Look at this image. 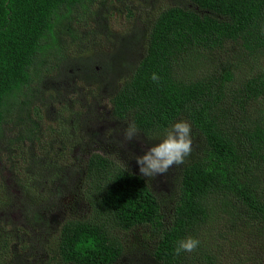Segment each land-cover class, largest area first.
<instances>
[{
  "label": "trees",
  "instance_id": "trees-1",
  "mask_svg": "<svg viewBox=\"0 0 264 264\" xmlns=\"http://www.w3.org/2000/svg\"><path fill=\"white\" fill-rule=\"evenodd\" d=\"M106 1L0 0V140L15 129L12 144L36 137L42 114H52L49 99L76 79L94 97L107 93L111 116L134 124L143 140L188 122L199 149L180 171L168 225L145 178L92 153L82 169L89 215L62 223L56 253L61 264H124L120 233L148 227L157 237L150 253L156 264H217L211 240L222 245L239 227H264V121L256 116L264 72L238 83L235 61L264 51V0H185L144 32L118 37L99 63L90 24ZM236 47L242 55L229 60ZM88 110L95 124V105ZM34 217L42 219L40 211ZM215 217L230 219L224 234L205 233ZM188 237L198 247L176 255Z\"/></svg>",
  "mask_w": 264,
  "mask_h": 264
},
{
  "label": "rangeland",
  "instance_id": "rangeland-1",
  "mask_svg": "<svg viewBox=\"0 0 264 264\" xmlns=\"http://www.w3.org/2000/svg\"><path fill=\"white\" fill-rule=\"evenodd\" d=\"M186 7L185 0H107L97 12L91 29L97 31L93 44L96 60L110 56L118 37L128 30L144 32L150 22L164 9ZM88 44L81 51L84 52ZM77 51V49L75 50ZM78 52V51H77ZM225 53V52H223ZM242 55L238 48L230 51ZM222 59H226L225 56ZM238 83L245 78L264 72V51L254 56L235 58ZM123 69L120 72L128 71ZM61 90V88H63ZM58 98L50 100L52 114L44 112L43 130L32 139L15 142V129L0 140V264H61L56 253V238L67 219H85L90 209L83 197L84 161L99 153L111 158L128 171L146 179L159 199L165 223L172 220L177 199L180 171L192 162L199 149L191 128L192 152L181 165H174L166 174L145 177L139 171L136 157L166 138L155 141L135 137L125 139L127 123L111 116L110 96L91 94L83 81L61 83ZM99 92V90H98ZM99 93V94H100ZM95 105L96 123L89 121V108ZM258 118L264 121V98L258 108ZM42 219L36 220L34 212ZM207 231H224L230 226L227 217H215ZM126 247L124 264H156L151 251L157 243L156 235L148 227H137L120 233ZM209 239V238H207ZM217 264H264V227H239L226 235L222 245L211 240Z\"/></svg>",
  "mask_w": 264,
  "mask_h": 264
},
{
  "label": "clouds",
  "instance_id": "clouds-1",
  "mask_svg": "<svg viewBox=\"0 0 264 264\" xmlns=\"http://www.w3.org/2000/svg\"><path fill=\"white\" fill-rule=\"evenodd\" d=\"M152 79L158 80V76L153 74ZM125 139L132 140L137 135L134 124H129L125 130ZM192 152L191 125L186 121L175 123L168 130L166 138L159 144L151 147L144 155L136 157L140 173L145 177L163 175L174 165L178 166L185 162V158ZM195 238L188 237L179 241L175 254L181 252H193L199 245Z\"/></svg>",
  "mask_w": 264,
  "mask_h": 264
}]
</instances>
